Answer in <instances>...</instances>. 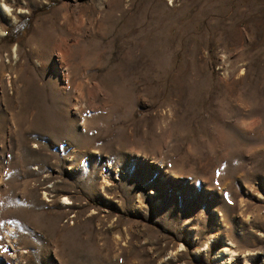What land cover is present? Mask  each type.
Instances as JSON below:
<instances>
[{
	"label": "rangeland",
	"instance_id": "1",
	"mask_svg": "<svg viewBox=\"0 0 264 264\" xmlns=\"http://www.w3.org/2000/svg\"><path fill=\"white\" fill-rule=\"evenodd\" d=\"M0 2V264H264V0Z\"/></svg>",
	"mask_w": 264,
	"mask_h": 264
},
{
	"label": "bare ground",
	"instance_id": "2",
	"mask_svg": "<svg viewBox=\"0 0 264 264\" xmlns=\"http://www.w3.org/2000/svg\"><path fill=\"white\" fill-rule=\"evenodd\" d=\"M0 10H2V12L4 11V12H7V13H9V11H10V9L6 6V5H4L3 3H1L0 2ZM225 252L227 253V254H229V258L233 255V253H234V251L233 250H231L230 248H225Z\"/></svg>",
	"mask_w": 264,
	"mask_h": 264
},
{
	"label": "trees",
	"instance_id": "3",
	"mask_svg": "<svg viewBox=\"0 0 264 264\" xmlns=\"http://www.w3.org/2000/svg\"><path fill=\"white\" fill-rule=\"evenodd\" d=\"M13 28H14V29L17 28L16 30H18V26H17V25H14V26H13L12 28H10V29L13 30ZM10 29H7V32H8Z\"/></svg>",
	"mask_w": 264,
	"mask_h": 264
}]
</instances>
